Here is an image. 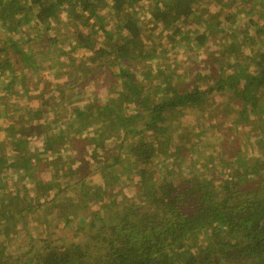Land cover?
<instances>
[{
	"label": "trees",
	"instance_id": "16d2710c",
	"mask_svg": "<svg viewBox=\"0 0 264 264\" xmlns=\"http://www.w3.org/2000/svg\"><path fill=\"white\" fill-rule=\"evenodd\" d=\"M204 1L0 0V73L9 74L7 90L11 91L17 81L26 84L33 76L41 60L32 61L37 54L33 45L39 47L36 56L55 51L50 67L60 65L67 76L58 85L62 99L70 89L75 91V76L80 81L89 80L83 70L74 75L71 65L60 60L65 51L91 52L81 66L86 71L92 70L95 63L103 67L115 60L126 63L117 74L124 79L117 89L119 95L89 111L76 107L74 121L63 120L52 137L45 135L44 146L38 143L42 151L27 134L26 129L35 126L30 112L17 117L6 128V137H10L18 152L13 154L9 150L2 154L7 162L0 165V173L9 169L12 178L28 177L32 180L31 189L41 181L55 194L46 196L43 202H27L11 211L2 201L0 188V264H264V130H261L264 122L260 117L253 123L255 144L261 147L258 149L263 155L254 157L251 164L244 152H237L238 163H230L234 174L216 183L209 174L215 164L210 167L208 162L203 163L193 149L201 143L200 138H207L204 133L208 128L213 139L218 126L211 124L195 134L186 118L188 112L195 111L200 120L207 119L202 116L205 106L214 99H237L242 105L240 113L222 121L227 136L228 130H234L230 125L255 114L259 105L264 108V50L259 53L251 47L254 40L249 38L261 34L264 41V26L248 17L253 4L264 5V0H245L234 12L216 13L222 14L224 20H217L214 25L207 23L205 11L195 6ZM220 1L231 6L235 3V0ZM145 6L156 23L151 27L138 17ZM65 10L75 19V42H70L68 49H60L57 57L63 33L61 13ZM238 13L248 18V24L240 26L243 29L240 40L242 45L251 47V54L241 59V50L232 41L221 49H207L209 60L204 69L192 63L185 66L177 80L173 75L153 74L164 64L159 56L167 55L162 37H149L158 23L165 30L167 44L184 41L191 50L203 49L216 34L226 37L221 25L223 21L233 23ZM108 22L110 29L106 28ZM250 26L256 28L253 35L248 33ZM34 29L46 35L51 33L46 38L49 47L42 45L45 41L37 40ZM97 33L106 36L99 44ZM229 59L230 67L223 69L222 64ZM133 65H138L142 79H136L137 72L128 73L127 69ZM92 75L99 78L95 73ZM154 77L159 78V85L152 88L149 81ZM128 108H134V112L122 116ZM109 111L112 113L109 124L94 123ZM96 125L104 127L99 131L100 138L113 136L108 147H101L99 138L90 144L91 137L85 132ZM58 135L65 137L61 140L58 137L56 147L57 143L54 145L52 141ZM243 146L246 144L240 147ZM62 149L74 150L81 159L72 170L64 161ZM48 152L56 154L52 161L42 158ZM197 157L195 170L189 176L183 173L189 165H184L187 158L190 161ZM135 163L138 167H133ZM199 171L206 174L200 176ZM99 173L113 175L103 179L105 185H100L93 183L100 181ZM136 174L140 177L138 195H123L120 212L112 213L108 203L100 204V200L109 197L105 186L112 187L124 177L133 181ZM48 176L52 177L50 182ZM69 192L72 193L68 198L57 197L58 193ZM35 214L36 219H31L30 215ZM57 219L62 222L61 228L68 227L74 233L69 242L57 243L46 235Z\"/></svg>",
	"mask_w": 264,
	"mask_h": 264
},
{
	"label": "rangeland",
	"instance_id": "374dc122",
	"mask_svg": "<svg viewBox=\"0 0 264 264\" xmlns=\"http://www.w3.org/2000/svg\"><path fill=\"white\" fill-rule=\"evenodd\" d=\"M244 1L245 0H235L234 5L232 4L231 6L225 1L205 0L204 2L196 3L195 6H199L202 11H205L203 16L204 20L207 23L213 24L217 20H224L222 14L220 16L216 15V13L220 14L223 11L227 13L234 12V9L238 10V8L244 3ZM253 7L255 9L252 8V11H250L248 17L254 20L255 23H262L264 26V5L253 4ZM139 14L140 15H138V17H142L141 23L145 24L147 27H151L153 26V24H156L153 19L152 12H150L147 6L140 9ZM61 19L62 21L60 25L63 33L62 37L58 41L57 57L61 53V50L69 48L70 42H75L73 34V22H75V19L68 15L66 10L61 13ZM247 20L248 18L246 14L238 13L234 17L233 23L229 21H223L220 30H224L225 33H227L226 37L221 38L219 34H216V37L212 38L209 41L208 45L205 46V48H195L192 50L189 49L190 47L186 42L183 41L181 43L180 39V43L174 42L173 44H167L164 38L165 30L163 29L162 25L158 23L157 27H155L154 31L149 35V37L152 38V35H157L159 37L161 36L162 43L165 46L167 55L159 56V58L163 60L164 64H162L161 69H155V72L153 74L156 73L160 77L173 75V79L177 80L180 76V73L183 72L185 66H191L192 63H194L199 69H204V66L209 60L207 49H221L225 43H230L232 41L236 43V49L241 50V59H244L246 55H249L253 52L250 49L251 47H254V49H257L260 53V49L264 50V41H262L263 36L261 34L255 35L253 36V38L249 37L251 38V40L255 41L251 42V47H246L245 45H242V41L240 40V38L243 37V29L240 26L241 24L247 25ZM227 23L228 29H225ZM79 24H82V22L79 21ZM39 28L42 29V25H39ZM106 28H112L110 22L106 24ZM255 29L256 28L254 26H250L248 33L253 35ZM52 31L54 33V30ZM34 32V36H36L37 40L45 41V43L42 45L49 47L50 44L49 41L46 40V38H48L51 33L46 35L44 32L41 31L40 33L37 32V30H35ZM237 36L240 37L238 38ZM105 37L103 33H97L96 44H99V42L104 40ZM178 37H180V35H177L175 38L178 39ZM32 48L39 50V47L36 45H33ZM54 49L55 48H51V50ZM236 49H233L232 51H235ZM36 50L35 53L38 54V51L36 52ZM54 52L55 51H52L48 53V55L45 53L44 55L39 54V56H36L37 54H35L33 56L32 61L36 63L38 62L39 58L41 60L37 63V67L34 68V71L32 73L33 76L29 77V80L26 84H19V81H17V83L14 84V86L11 88V91L5 88V83L8 81L9 74L0 73V165L7 162L6 159L2 157V154H6V152L9 153V150H11L13 154H16L18 152L17 148L12 144L10 137L8 135L7 137L9 138L6 137V128L8 126L10 127L11 124H14L16 122L15 119L17 117L28 112H30L31 115L34 116V128H27L26 130L28 131L27 134L30 135L29 139L32 138L33 141H36V148L42 151L40 147L44 146L45 144V135L48 134L52 137L54 134V130H59L63 120L74 121L75 117L73 115L76 107H80L86 111H89L90 108H95L94 106L98 107L104 103L112 101V96L117 97L119 95L117 89L123 85L122 83L124 79L122 77H119L117 74L120 72V68L126 66L125 61L115 60L112 62V64L108 63V66L104 67L100 66L99 63H95L93 65L92 70L91 68H89V70L86 71V69L82 68L81 66L85 62H87V55L91 52H87L82 49H77L74 53L70 51H67L68 53H66L65 51V54L61 55L59 58L60 60H62L63 63L71 65L73 71H75L73 72L74 75H76L78 70H83L89 80L80 81L81 78L75 76V91H71L70 89L68 93H65V98L62 99L60 96V89L58 85L62 83L67 78V76L63 74L64 72L62 71V67H60V65L54 64V68L50 67V62L52 61L51 58H53V56L55 55ZM227 62V64H222L223 69H228L230 67L229 62H231V59H229ZM137 66L138 65L130 66L127 71L128 73L137 72L136 79H142L143 77L139 73ZM31 69L32 68H30V73ZM171 72H173V74H171ZM92 73L99 75V78L95 79V75H92ZM153 74H151V76ZM149 84L152 86V88L156 87L157 85H159V78H151ZM263 103L264 101L262 102V104ZM210 104L205 106L204 114L202 115L207 119L200 120L197 116V112L195 111L188 112L186 114V118L189 120L190 123L189 129L192 130L195 134L199 133L203 128L210 127L211 124H216L218 126L216 129L217 131L215 133L216 137L214 136L213 139H211V134H209L210 128H208L209 131L204 133L207 138H200L201 143L194 145L193 152L195 154H200L201 158L199 159H202L203 163L208 162V166L211 167V164H215V167L211 168L209 174H212V176L215 178L214 181L216 183H220L222 179L226 180L234 174L232 170L233 166H230V163H238L236 162L237 152H244V156L249 158L251 164H253L254 157H261L263 155V153H261V150L258 149L261 147L256 146L255 144L256 139L254 138L255 129L253 123L256 121V118L260 117L264 122V108L259 105V110L255 112V114L251 113L252 115H248L249 117L246 116V118L242 121H237V123H233L234 125H230V127L234 130L232 132L228 130V135L224 136L225 130L223 126L224 123H222L223 119L225 117L227 118V116H230L231 118L237 116L238 113H240L242 105L237 99L226 100L220 98L214 99V101H212ZM31 108L34 111H32ZM132 112H134V108L126 110V112H123L121 115H129ZM111 116L112 113H110L109 111L99 116L94 121V123H99L101 125L109 124V118ZM214 120L216 123H213ZM262 126L264 125L262 124ZM103 128V126L96 125L92 130L90 129L89 131L85 132L86 134H88V136L91 137L90 144H92L94 138H99L98 141L101 142L99 144L101 147H108L109 144H112L113 136L110 135L105 140L103 139L104 137L100 138L98 136L99 131ZM261 130H264V127ZM65 134H67L66 129H64L63 131V135ZM229 134H231L232 137H229ZM59 136L61 135L57 136V140H55L54 138L52 141V144L54 145L57 143L56 147L59 145ZM64 137L65 136H61L59 139L61 140ZM25 140L26 139H24L23 142H25ZM37 140H40V142H37ZM38 143L40 144V147H38ZM245 144L246 147H240L241 145ZM86 148L90 151V147ZM201 150H204L206 152ZM255 150L257 152H255ZM62 152L64 161L66 160V165L69 170H72L78 163H80L81 159L76 155L77 153H75L74 150L68 151V149H62ZM112 152L115 154L117 151L114 149L112 150ZM254 153L255 155L253 156ZM55 156V153L48 152L43 155L42 158H48L49 161H52ZM88 157L89 155L87 156V158ZM67 159H69L70 161H67ZM196 159H198V157L195 158V160L190 161L189 158H187V161L184 165H189L187 171L183 173L189 176L192 171L195 170ZM133 167H138V165L135 163ZM201 170L205 172V169L203 167ZM9 171L10 170L7 169L6 172L2 171L0 173V175L2 176L0 177V188L3 192L2 201L4 202V204L9 206L11 211H15L16 207H18L19 205H23L27 202H43L44 198H50L54 196L55 191H52V189L50 188L46 189V185L43 186V183L41 181H37V187L31 189L30 182H32V180H30L28 177L19 176L17 178H12V171ZM199 174L200 176H202L206 173L202 174L199 171ZM112 175L113 173H99L100 181H98L97 179L94 180L93 183H100V185H105L106 182H104L105 180L103 181V179H106ZM51 178V176H48L47 180L50 182ZM134 178L135 179H133L132 181L124 177L121 178L118 182H116L112 187L105 186V189L109 192V197L104 201L100 200V204L102 205L108 203L110 212H120L123 206V195H138V189H136V187L140 182V177H138V175L136 174ZM100 185L98 187H100ZM118 191L120 192L118 193ZM71 193L72 192H69L68 195H62L61 193H58L57 197L61 198V196H63L64 198L66 196L71 195ZM21 196H23V198H21ZM78 198L80 200L82 199V196L78 195ZM106 212H108V209ZM30 217L31 219H36V214L34 216L30 215ZM1 218L2 215L0 214V219ZM79 220L83 221V218H80ZM61 223L62 222L57 219L56 224H54V226L50 225L48 227L49 229L46 235L49 236L51 239H55L57 243L69 242L73 239L74 233L70 232L71 230L68 227L61 228ZM53 230L57 231L58 233L52 234L51 232Z\"/></svg>",
	"mask_w": 264,
	"mask_h": 264
}]
</instances>
